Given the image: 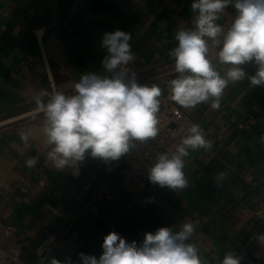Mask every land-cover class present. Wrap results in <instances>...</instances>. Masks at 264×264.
Instances as JSON below:
<instances>
[{"label": "crops", "instance_id": "crops-1", "mask_svg": "<svg viewBox=\"0 0 264 264\" xmlns=\"http://www.w3.org/2000/svg\"><path fill=\"white\" fill-rule=\"evenodd\" d=\"M192 3L0 0V226L12 228L9 239L21 246L23 263L80 264L79 253L99 258L110 232L139 245L145 233L178 231L190 222L196 230L188 242L203 264L220 262L227 251L240 264H264V86L250 84L257 66L247 63L241 66L246 77L228 85L219 109L211 100L192 108L172 100L170 81L179 74L169 54L178 45L176 31L194 27ZM234 15L229 5L217 23L227 31ZM116 30L132 37L126 82L135 74L137 83L157 85L160 110L168 103L186 114L211 143L183 158L184 189L139 186L128 175L125 154L115 161L86 155L64 170L47 158L36 98L49 93L41 97L46 104L57 91L74 95V84L88 73L112 75L101 45L103 35ZM21 131L31 132L28 143ZM33 157L30 168L25 162ZM220 172L226 176L217 181ZM46 234L58 238L59 249L39 262L33 249Z\"/></svg>", "mask_w": 264, "mask_h": 264}, {"label": "clouds", "instance_id": "clouds-1", "mask_svg": "<svg viewBox=\"0 0 264 264\" xmlns=\"http://www.w3.org/2000/svg\"><path fill=\"white\" fill-rule=\"evenodd\" d=\"M229 5L235 15L225 31L217 21ZM191 10L194 27L176 31L178 45L169 54L179 74L170 81L172 100L184 108L211 100L210 107L219 109L228 85L246 77L241 66L247 63L257 66L255 75L248 77L250 84L264 86V0H193ZM131 38L121 30L103 35L101 46L107 55L102 64L112 75L88 73L74 84V95L57 91L46 104L41 97L49 93L42 91L36 98L37 110L44 117L43 143L51 149L47 158L57 170L75 169L86 155L115 161L129 152L134 141L157 137L161 89L137 83L135 74L126 82V66L134 59ZM19 135L28 143L32 134L21 131ZM210 147L203 130L193 124L175 152L157 154L148 169L150 182L184 189L188 182L183 158L189 149ZM25 163L31 168L37 160L33 157ZM225 176L220 172L217 181ZM195 230L190 222L183 223L178 231L161 227L155 233H145L139 245L113 231L105 236L99 258L79 253L80 264H203L198 247L188 242ZM260 240L264 241V236ZM49 264L64 262L52 258ZM220 264H240V259L227 251Z\"/></svg>", "mask_w": 264, "mask_h": 264}, {"label": "built area", "instance_id": "built-area-1", "mask_svg": "<svg viewBox=\"0 0 264 264\" xmlns=\"http://www.w3.org/2000/svg\"><path fill=\"white\" fill-rule=\"evenodd\" d=\"M175 68V66H174ZM159 132L156 138L146 141H134V146L124 155V163L131 176L139 186L152 184L148 178V169L156 162L158 153L175 152L182 137L188 134V129L194 121L186 114L174 110L165 103L157 114ZM176 192L178 189H169ZM11 227L0 226V264H25L21 261V246L11 242L9 235ZM59 249L58 238L53 234H46L33 249L34 256L43 262L53 250ZM209 264H220L211 261Z\"/></svg>", "mask_w": 264, "mask_h": 264}]
</instances>
